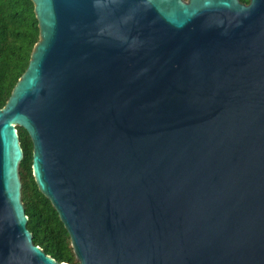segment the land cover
I'll return each mask as SVG.
<instances>
[{
    "label": "water",
    "instance_id": "1",
    "mask_svg": "<svg viewBox=\"0 0 264 264\" xmlns=\"http://www.w3.org/2000/svg\"><path fill=\"white\" fill-rule=\"evenodd\" d=\"M0 108V264L35 245L24 151L80 264H264V0H31Z\"/></svg>",
    "mask_w": 264,
    "mask_h": 264
},
{
    "label": "trees",
    "instance_id": "2",
    "mask_svg": "<svg viewBox=\"0 0 264 264\" xmlns=\"http://www.w3.org/2000/svg\"><path fill=\"white\" fill-rule=\"evenodd\" d=\"M249 4L250 0H240ZM39 40V26L31 0H0V108L4 107L28 67ZM24 158L20 164L22 200L35 245L59 262L80 264L67 229L51 201L38 188L32 173L33 143L18 127Z\"/></svg>",
    "mask_w": 264,
    "mask_h": 264
}]
</instances>
